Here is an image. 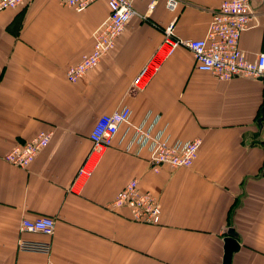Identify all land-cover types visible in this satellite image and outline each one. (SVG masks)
<instances>
[{"label":"crops","instance_id":"1","mask_svg":"<svg viewBox=\"0 0 264 264\" xmlns=\"http://www.w3.org/2000/svg\"><path fill=\"white\" fill-rule=\"evenodd\" d=\"M150 1H137L114 49L76 82L67 71L92 50L107 1L78 12L30 0L0 12V264H223L230 229L240 243L231 264H264V80H220L196 68L188 47L165 43L170 25L175 39L205 37L224 0H179L174 11L157 0L148 13ZM253 9L240 39L250 60L264 51V0ZM125 105L130 123L75 184L97 119ZM147 118L170 142L201 140L192 167L155 171L148 149L128 150ZM43 130L51 141L28 169L6 161ZM133 178L158 196V223L113 205ZM39 216L56 219L52 236L21 230ZM20 238L50 241L51 251H21Z\"/></svg>","mask_w":264,"mask_h":264},{"label":"built area","instance_id":"2","mask_svg":"<svg viewBox=\"0 0 264 264\" xmlns=\"http://www.w3.org/2000/svg\"><path fill=\"white\" fill-rule=\"evenodd\" d=\"M30 0H0V12L7 8H17ZM101 0H61L78 12L85 11L91 4ZM110 14L94 34L93 48L84 54L80 61L67 71L70 81L76 82L89 70L97 67L102 57L116 46L117 39L124 33L130 21L138 15L136 3L139 0H105ZM254 1L263 0H224L214 13L209 30L203 38L175 39L173 25L165 29V43L171 51L179 45L188 47L194 54L196 68L211 73L220 80H231L235 77H264V51L250 60L240 47L243 32L254 26ZM179 0H166L169 10H175ZM157 0L148 3V13L155 10ZM145 69L135 80L139 86L146 73ZM133 110L125 105L110 113L102 114L90 133L93 143L89 157L79 169L75 184L88 179L105 151L111 147L124 124H129ZM156 123H149L148 118L134 127V136L128 146L136 144L140 149H148L152 168L159 171L163 165L173 168L192 167L198 157L201 140H177L170 142L165 131L155 130ZM52 138L50 131H40L30 140L14 146L5 156L6 161L18 167L28 169L38 154L46 148ZM113 205L117 208L127 207L135 221L158 223L161 205L158 196L150 190H143L137 178L131 179L116 195ZM56 229V219L51 216L36 218L24 217L21 230L31 233H42L52 236ZM18 247L21 251L49 254L50 241H37L20 238Z\"/></svg>","mask_w":264,"mask_h":264},{"label":"water","instance_id":"3","mask_svg":"<svg viewBox=\"0 0 264 264\" xmlns=\"http://www.w3.org/2000/svg\"><path fill=\"white\" fill-rule=\"evenodd\" d=\"M260 79L264 80V77H261ZM225 243V256L223 264H231L234 252L238 251L240 248V243L237 240V234L234 229H230L229 236L225 239Z\"/></svg>","mask_w":264,"mask_h":264}]
</instances>
